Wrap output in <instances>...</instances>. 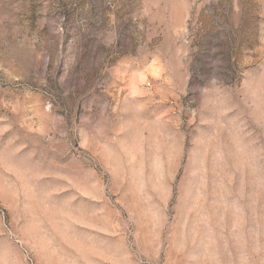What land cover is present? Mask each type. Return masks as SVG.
<instances>
[{"label":"rangeland","instance_id":"374dc122","mask_svg":"<svg viewBox=\"0 0 264 264\" xmlns=\"http://www.w3.org/2000/svg\"><path fill=\"white\" fill-rule=\"evenodd\" d=\"M0 264H264V0H0Z\"/></svg>","mask_w":264,"mask_h":264},{"label":"crops","instance_id":"0c3cea01","mask_svg":"<svg viewBox=\"0 0 264 264\" xmlns=\"http://www.w3.org/2000/svg\"><path fill=\"white\" fill-rule=\"evenodd\" d=\"M132 124H134V127H136V128L140 127V126L143 127L144 126V118H143V116L141 117L140 121L131 123V125ZM142 134L144 135L143 137H145L144 132ZM101 150L104 151L103 153H101V155L103 156L101 164L103 165V167L106 168L107 171H109L111 173L115 172L116 171V166H115V164L112 161V156H113L112 151H110L109 147L104 146V145L102 146ZM143 150H144V153H146V150H145L144 147H143Z\"/></svg>","mask_w":264,"mask_h":264}]
</instances>
